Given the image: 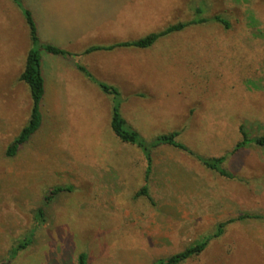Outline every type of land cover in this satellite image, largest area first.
<instances>
[{"label":"rangeland","instance_id":"obj_1","mask_svg":"<svg viewBox=\"0 0 264 264\" xmlns=\"http://www.w3.org/2000/svg\"><path fill=\"white\" fill-rule=\"evenodd\" d=\"M18 2L0 0V264H80L81 254L85 264H159L210 237L178 264H264V147L234 151L240 125L249 139L264 133V0ZM23 9L37 18V46ZM214 15L230 27L208 20L147 48H108ZM30 47L50 61L42 123L8 157L29 117L30 90L19 75ZM99 83L119 91L126 127L148 146L176 132L189 152L149 147L145 182L144 151L111 130L113 100ZM198 157H224L227 174ZM145 184L150 199L135 195ZM55 187L66 190L45 203Z\"/></svg>","mask_w":264,"mask_h":264},{"label":"trees","instance_id":"obj_2","mask_svg":"<svg viewBox=\"0 0 264 264\" xmlns=\"http://www.w3.org/2000/svg\"><path fill=\"white\" fill-rule=\"evenodd\" d=\"M18 4V0H12ZM196 14L200 15L202 14V9L201 8H196L195 9ZM23 13L26 18V23L29 28V38L32 44L38 45V29H37V24L36 21L33 17L32 12L29 9H23ZM208 20H212L214 22H217L224 26L225 28L230 27V22L228 19L221 15H214L210 18H194V20H190L187 22H180L178 24L174 25H169L165 29L158 31V32H151L139 39L135 40H130V41H121L117 42L110 47L109 49L115 48V47H135V48H147L151 46L157 39H159L162 36H165L167 34H172L174 32L181 31L185 29L187 26L193 25V24H199V23H204ZM248 27L253 28V29H259V25L257 24V21L250 18ZM256 30V31H257ZM42 50L46 51L47 53L53 54V55H61V56H66L67 52L64 50L52 45V44H44L40 47ZM103 48L102 46H92L88 48L87 50H92V49H99ZM41 49H38L36 47H30L26 53L25 57V63L23 70L21 71L19 75V80L25 82L29 86L30 90V95H31V104H30V111H29V117L27 123L22 127L20 130L19 134L15 137V139L7 146L6 148V155L8 157H13L15 156L20 147L25 144L33 135L38 131V129L41 126L42 123V113H41V102H43V99L45 97V81L43 78V74L41 71ZM78 68L83 71L85 74L88 76L89 73L86 71V69L82 66H78ZM101 90L106 93L107 95L111 96L113 100V105H111L110 109V127L113 133L119 138V140L123 143H131V144H136L137 146L141 147L144 151V154L146 156L147 162L149 164V167L147 168V171L145 173V181L148 180L149 173L151 170V148L149 147H154L162 143H166L167 145H172L176 148H179L181 150L189 152L186 147L176 141V132H172L170 134H161L159 135L156 140L151 144V146H148L138 135V132L135 130L126 127V121L123 118V116L120 113V102H116L117 99H119V91L115 87H111L102 83H99ZM239 132L242 136V140L239 141L235 148L234 151H237L238 149L242 148L245 146L248 142H254L259 146L264 147V133L255 137L254 139H249L247 136V133L245 132L244 128L242 125L239 126ZM198 159L207 167H210L212 169H215L219 171L222 174H227L225 170H223L220 167L221 162L224 160V157H217V158H201L198 157ZM66 190V188L62 187H55L50 189L48 194L45 197V203H48L55 195H57L59 192ZM147 185H143L137 192L136 196L138 195H144L147 196L148 199H150L149 192L147 191ZM40 214L43 213V209H39ZM251 215H243L242 217H249ZM259 217V216H257ZM264 219V216L262 217ZM224 223H221L219 226L216 234L213 236H219L224 228H223ZM211 238V237H210ZM207 238L206 240L196 243L194 245L188 246L182 251H179L170 257H168L166 260H160L159 264H178L185 259L198 254L203 250L205 247L206 243H208L209 239ZM30 243V239L25 238L17 247L18 249L24 248L26 245ZM84 258L85 254H81L79 257V262L80 264H85L84 263Z\"/></svg>","mask_w":264,"mask_h":264},{"label":"crops","instance_id":"obj_3","mask_svg":"<svg viewBox=\"0 0 264 264\" xmlns=\"http://www.w3.org/2000/svg\"><path fill=\"white\" fill-rule=\"evenodd\" d=\"M35 18V21H36V24H37V29H39V24H38V21H37V18H36V16L34 17ZM38 33H39V30H38ZM43 65H50V61L49 60H45V64L43 63V61H42V57H41V71H42V74L44 73L43 72ZM146 162H147V160L145 161V164H146ZM152 169H153V166H152ZM152 169H151V172H152ZM146 171L147 170H145L144 172L146 173ZM145 173H144V175H143V179H144V181H145ZM149 177H150V175H149ZM149 177H148V179H149ZM145 182H148V180L147 181H145ZM143 186V185H142Z\"/></svg>","mask_w":264,"mask_h":264}]
</instances>
